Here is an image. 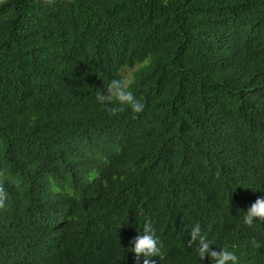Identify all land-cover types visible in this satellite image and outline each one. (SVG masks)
Instances as JSON below:
<instances>
[{
	"label": "trees",
	"instance_id": "16d2710c",
	"mask_svg": "<svg viewBox=\"0 0 264 264\" xmlns=\"http://www.w3.org/2000/svg\"><path fill=\"white\" fill-rule=\"evenodd\" d=\"M127 70L142 113L98 98ZM0 185V264H118L174 200L264 264V0H0Z\"/></svg>",
	"mask_w": 264,
	"mask_h": 264
},
{
	"label": "clouds",
	"instance_id": "9594fccd",
	"mask_svg": "<svg viewBox=\"0 0 264 264\" xmlns=\"http://www.w3.org/2000/svg\"><path fill=\"white\" fill-rule=\"evenodd\" d=\"M109 95L100 94V100L115 98L122 106L130 107L134 113H142L145 109L144 102L138 98L131 89L126 79L112 80L108 85ZM7 193L0 185V209L6 206ZM255 200L246 211H243V223L248 228L257 227L261 223L264 234V196L252 197ZM161 200L151 208L147 214L156 213ZM108 205L116 210L113 202ZM180 203L176 200L170 205L161 208L166 220L167 231L165 237L168 241L161 242L159 232L154 227L150 218H146L141 229L131 236L129 245L123 249L126 255L118 264H251L250 253L245 249L240 233L232 228L217 227L205 228L197 222L188 225L187 218L182 216ZM259 218V219H258ZM241 229V228H240ZM242 230V229H241ZM181 241V245H179ZM188 244V248H186ZM253 244H259L253 240ZM57 253L61 258L67 259V264H115L108 257L98 254L91 255L89 250H83L66 242L60 237ZM117 248L119 246L116 245ZM185 249V253L181 250Z\"/></svg>",
	"mask_w": 264,
	"mask_h": 264
},
{
	"label": "rangeland",
	"instance_id": "374dc122",
	"mask_svg": "<svg viewBox=\"0 0 264 264\" xmlns=\"http://www.w3.org/2000/svg\"><path fill=\"white\" fill-rule=\"evenodd\" d=\"M125 76H126V80L128 81L130 79V76H131V71L130 70H127L125 72Z\"/></svg>",
	"mask_w": 264,
	"mask_h": 264
}]
</instances>
